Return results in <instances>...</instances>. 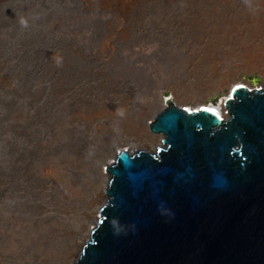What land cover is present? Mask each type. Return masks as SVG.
Returning a JSON list of instances; mask_svg holds the SVG:
<instances>
[{
	"label": "rangeland",
	"instance_id": "374dc122",
	"mask_svg": "<svg viewBox=\"0 0 264 264\" xmlns=\"http://www.w3.org/2000/svg\"><path fill=\"white\" fill-rule=\"evenodd\" d=\"M262 4L0 0V264H75L109 164L167 105L228 118L235 84L264 86Z\"/></svg>",
	"mask_w": 264,
	"mask_h": 264
},
{
	"label": "water",
	"instance_id": "95a60500",
	"mask_svg": "<svg viewBox=\"0 0 264 264\" xmlns=\"http://www.w3.org/2000/svg\"><path fill=\"white\" fill-rule=\"evenodd\" d=\"M225 106L220 119L170 103L156 151L118 152L75 264H264V86L234 87Z\"/></svg>",
	"mask_w": 264,
	"mask_h": 264
},
{
	"label": "bare ground",
	"instance_id": "6f19581e",
	"mask_svg": "<svg viewBox=\"0 0 264 264\" xmlns=\"http://www.w3.org/2000/svg\"><path fill=\"white\" fill-rule=\"evenodd\" d=\"M262 5H264V4H262ZM264 11V10H263ZM260 12H262V11H260ZM256 16V15H255ZM258 20L256 21L257 23H258V30L259 31H261V29L264 31V13L263 14H261L260 16H259V18H257ZM255 22V21H254ZM253 22V23H254ZM243 83H237V84H235L234 85V87L236 88V87H239V86H241ZM234 87H232L231 89H230V91L229 92H231L232 91V89H234ZM249 88V87H248ZM257 88H259V87H257ZM254 89H256V87L254 88ZM233 93V92H232ZM228 96H229V94H228ZM201 106H203V107H205L206 109H208L209 111H211L212 113H215L216 115H218L219 117H220V119H222L223 117H225V115H224V113H223V111L221 110V108H220V106H217V105H214V104H211V103H205V104H199L198 106H195V107H189V106H187V108L190 110V111H192L193 109H198V108H200ZM152 139H151V144H149V145H146V146H141V148H143V147H145V149H150L152 146H150V145H154V144H161L162 145V143H163V141H162V137H159V136H152L151 137ZM159 146V145H158ZM98 197L96 198V199H94V201L92 202V204L93 205H102L103 203H104V201L106 202L107 201V195H106V193H104V192H101V193H99V195H97ZM98 208V207H97ZM88 216H89V220L91 221V224L92 225H94V224H96V222L97 221H99V216H100V214H99V216H98V212H92V213H89L88 214ZM88 218V217H87ZM91 229V228H90ZM87 238V237H86ZM87 242V241H86ZM82 244L78 247V251H77V254H75V258L77 259V257L79 256V254H80V251H82V249H83V247H84V245H85V242H81ZM74 255V254H73Z\"/></svg>",
	"mask_w": 264,
	"mask_h": 264
},
{
	"label": "clouds",
	"instance_id": "9594fccd",
	"mask_svg": "<svg viewBox=\"0 0 264 264\" xmlns=\"http://www.w3.org/2000/svg\"><path fill=\"white\" fill-rule=\"evenodd\" d=\"M187 107V106H186Z\"/></svg>",
	"mask_w": 264,
	"mask_h": 264
}]
</instances>
